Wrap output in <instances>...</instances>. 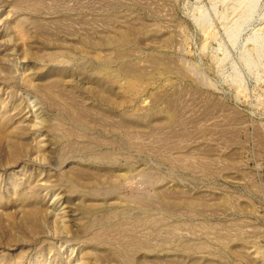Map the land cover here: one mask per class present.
<instances>
[{"label": "rangeland", "instance_id": "obj_1", "mask_svg": "<svg viewBox=\"0 0 264 264\" xmlns=\"http://www.w3.org/2000/svg\"><path fill=\"white\" fill-rule=\"evenodd\" d=\"M0 264H264V0H0Z\"/></svg>", "mask_w": 264, "mask_h": 264}]
</instances>
